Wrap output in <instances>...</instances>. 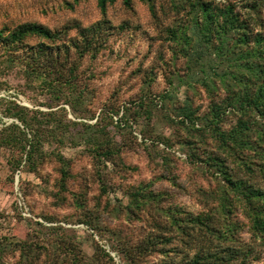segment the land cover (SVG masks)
Segmentation results:
<instances>
[{"label":"rangeland","instance_id":"obj_1","mask_svg":"<svg viewBox=\"0 0 264 264\" xmlns=\"http://www.w3.org/2000/svg\"><path fill=\"white\" fill-rule=\"evenodd\" d=\"M65 1L73 0H0V29L38 22L58 30L76 22L88 26L102 17L96 0H82L73 9ZM189 1L132 0L127 8L116 0L107 12L114 29L106 47L97 57L81 60L66 88L29 73L26 59L19 58L26 50L0 43V137L21 135L6 129L18 124L39 148L31 168L17 143L0 145V264H18L25 251L35 264H72L74 256L78 264H184L189 248L176 235L166 240L172 230L167 212L177 205L194 213L208 210L221 180L200 158L205 150L219 152L201 119L209 113L211 97L200 82H188L190 61L167 31L187 22ZM206 1L232 2L236 10H245L241 0ZM246 13L255 20L256 13ZM258 19L264 32V2ZM70 34L76 36L77 29ZM193 71L204 74L196 67ZM217 87L220 99L226 90L219 80ZM141 98L147 100L143 105ZM186 103L199 117L194 127L190 120L181 122ZM15 104L27 110L17 111ZM16 112L28 119L29 128ZM236 119L229 113L223 127ZM103 129L116 153L109 159L93 150ZM62 156L71 174L64 190L59 187ZM257 181L264 186V178ZM139 187L155 199L134 205L130 193ZM156 235L167 236L152 247L147 241ZM241 239L254 242L259 251L250 264H264V246L251 240L246 228ZM140 245L147 250L136 252Z\"/></svg>","mask_w":264,"mask_h":264},{"label":"trees","instance_id":"obj_2","mask_svg":"<svg viewBox=\"0 0 264 264\" xmlns=\"http://www.w3.org/2000/svg\"><path fill=\"white\" fill-rule=\"evenodd\" d=\"M81 1H65L64 4L73 9ZM96 1L102 17L88 26L76 22L54 30L38 22H24L13 28L0 29V43L13 50H26L25 58H19L21 61L26 59L29 73L46 75L49 86L58 84L66 88L70 81L75 80L81 60L86 55L97 57L106 47L114 29L107 12L116 0ZM241 2L244 11L236 10V4L232 2L216 6L206 0H190L187 22L167 28L169 36L190 61L188 82L191 79L195 80L194 83L200 82L209 92V113L201 119L204 120V131L211 132L219 151L205 150V158L200 157L221 179L211 195L215 204L199 213L187 211L180 205L170 207L167 212L169 227L173 231L167 233L169 237L166 240L172 242L176 235L189 248L184 264H250L259 258V251L252 246L254 242L241 239L245 228L250 232L251 240L264 246V186L257 181L259 176L264 178V32L260 30L262 24L258 19L264 0ZM123 3L132 8V0H123ZM148 5L154 12V4L149 2ZM183 6L186 8L187 4ZM246 12H251L250 15L256 13L255 20L251 21ZM74 28L77 29L76 36L70 34ZM31 38L38 41L30 44ZM193 67L199 68L203 76L198 77ZM217 80L226 90L220 99L217 98ZM146 101L141 98L139 105ZM15 105L17 111L27 110L20 104ZM180 111L182 124L190 120L194 127V120L199 117L193 107L186 103ZM105 112L110 113L107 109ZM229 113L237 119L225 129L223 121ZM16 116L29 128L25 116L18 112ZM6 129L19 130L21 135L0 137V145L17 143L25 154V163L34 168L39 152L37 141L28 140L18 124H10ZM107 135L103 129V138L93 142V150L95 155L109 159L116 153ZM162 141L168 146L172 144L165 138ZM59 160L63 163L59 187L64 190L65 180L71 174L65 158L62 156ZM101 189L102 193L107 191L103 181ZM130 194L137 206L142 200L147 202L156 196L143 187L134 189ZM164 236L167 235H156L154 239L148 238L147 242L152 247L157 246ZM20 246L22 250L26 249L23 243ZM147 247L137 246L136 252L147 250ZM103 250L113 259L106 249ZM156 250L165 252L162 248ZM26 252L21 255L18 264H24L25 259L29 264H35ZM78 262L74 256L72 264Z\"/></svg>","mask_w":264,"mask_h":264}]
</instances>
